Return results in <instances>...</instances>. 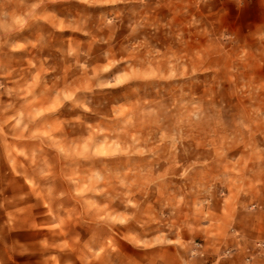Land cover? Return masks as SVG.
Instances as JSON below:
<instances>
[{
    "label": "rangeland",
    "instance_id": "1",
    "mask_svg": "<svg viewBox=\"0 0 264 264\" xmlns=\"http://www.w3.org/2000/svg\"><path fill=\"white\" fill-rule=\"evenodd\" d=\"M225 192L264 210V0H0V217L155 264Z\"/></svg>",
    "mask_w": 264,
    "mask_h": 264
},
{
    "label": "crops",
    "instance_id": "2",
    "mask_svg": "<svg viewBox=\"0 0 264 264\" xmlns=\"http://www.w3.org/2000/svg\"><path fill=\"white\" fill-rule=\"evenodd\" d=\"M224 194L221 216L226 224L218 231L204 229L202 249L193 253L175 245L161 247L154 251L155 264H264V248L256 246L264 242V210L245 204L241 192L232 199ZM34 225V219H19L13 212L0 217V264H78L75 248L67 249L60 237L52 244L51 235L35 233ZM169 240L193 241L178 235ZM68 256L73 258L69 262Z\"/></svg>",
    "mask_w": 264,
    "mask_h": 264
},
{
    "label": "clouds",
    "instance_id": "3",
    "mask_svg": "<svg viewBox=\"0 0 264 264\" xmlns=\"http://www.w3.org/2000/svg\"><path fill=\"white\" fill-rule=\"evenodd\" d=\"M124 80H125V79H120V78H118L117 81H116V83H117V84L122 83Z\"/></svg>",
    "mask_w": 264,
    "mask_h": 264
},
{
    "label": "built area",
    "instance_id": "4",
    "mask_svg": "<svg viewBox=\"0 0 264 264\" xmlns=\"http://www.w3.org/2000/svg\"><path fill=\"white\" fill-rule=\"evenodd\" d=\"M258 245H259L260 247H262V246H264V243H258Z\"/></svg>",
    "mask_w": 264,
    "mask_h": 264
}]
</instances>
